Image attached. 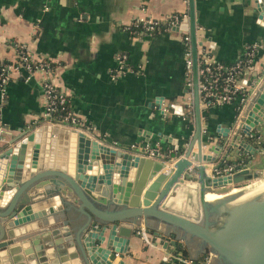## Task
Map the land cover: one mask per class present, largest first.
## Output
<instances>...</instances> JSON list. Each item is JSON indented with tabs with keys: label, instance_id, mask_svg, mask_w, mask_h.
I'll return each mask as SVG.
<instances>
[{
	"label": "water",
	"instance_id": "obj_1",
	"mask_svg": "<svg viewBox=\"0 0 264 264\" xmlns=\"http://www.w3.org/2000/svg\"><path fill=\"white\" fill-rule=\"evenodd\" d=\"M255 2L264 26V0ZM189 8L193 72L187 87L193 94L195 129L183 156L174 152L168 159L152 158L84 131L35 128L0 153V264H115L112 256L128 252L140 227L171 238L165 248L184 241L190 253L196 250L190 256L196 264L207 253L220 264H264V179L238 186L264 178V163H254L260 151L264 155V53L262 70L242 107V124L235 130L219 126L223 143L208 152L195 0H189ZM256 138L263 139L259 145ZM71 143L75 153L68 159ZM42 144L52 147L49 167L39 165ZM224 151L249 159L239 170L216 175L230 166L222 162ZM228 186L240 191L208 200L209 193ZM71 208L79 212L75 218L67 213Z\"/></svg>",
	"mask_w": 264,
	"mask_h": 264
},
{
	"label": "crops",
	"instance_id": "obj_2",
	"mask_svg": "<svg viewBox=\"0 0 264 264\" xmlns=\"http://www.w3.org/2000/svg\"><path fill=\"white\" fill-rule=\"evenodd\" d=\"M195 1L198 38L220 63L234 65L251 46L262 45L254 67L244 73L250 88L262 70L264 53V26L255 0ZM189 10V0H0V60L16 61L19 46L50 60L56 66V86L95 139L142 153L154 149L168 159L177 145L189 143L195 129L188 116L192 92L187 87L186 44L182 32L151 35L134 28L137 21L164 20ZM121 55H126L123 68ZM12 76L7 101L0 96V153L47 123L45 74L18 70ZM238 103L204 111L206 141L214 136L218 145L223 143L219 126L235 130ZM262 140L253 141L259 145ZM213 146L207 151L212 153ZM39 150L40 167H49L52 147L42 144ZM67 150L65 156L73 158L72 143ZM261 162L262 151L254 158L255 165ZM67 213L75 218L79 212L71 208ZM146 229L153 244L133 234L128 252L112 256L115 264H165V256L177 254V245L164 247L171 238ZM180 243L191 258L185 242Z\"/></svg>",
	"mask_w": 264,
	"mask_h": 264
},
{
	"label": "built area",
	"instance_id": "obj_3",
	"mask_svg": "<svg viewBox=\"0 0 264 264\" xmlns=\"http://www.w3.org/2000/svg\"><path fill=\"white\" fill-rule=\"evenodd\" d=\"M141 25L144 29L145 34H154L160 30L182 32L183 40L186 44L185 50V63L186 71L188 76V82L192 84V72H193V52L192 44L190 37L189 29V14L179 15L172 14L164 20L156 19H146L142 21H137L135 26ZM188 25L187 29L184 26ZM163 28V29H161ZM178 28V30H177ZM198 32V29H197ZM261 44H255L251 46L245 55V60H239L236 64L231 66H226L219 61H217L211 54L210 50L206 47L199 45V88L201 95V105L204 110H208L212 107H219L232 102L238 101V115L235 122V129L240 127L242 124L243 110L242 107L248 101V91L251 88H248V80L244 79L242 74L243 65L247 69H252L255 64V58L258 55ZM18 60L15 63H4L0 62V96L2 102L7 101V87L13 78V72L18 70H23L29 75L35 74L37 71H42L45 74L43 88L44 94L46 97V110L44 113V119L47 122L45 125L58 126L61 128H70L77 131H84L90 134L93 138V134L90 130H87L86 126L82 121L71 111H68L65 119L67 122L60 123L53 121L51 119L52 114L59 109H64L67 103V95L64 91L58 88L55 84L56 70L51 65V62L46 58L36 57L26 46L18 47ZM120 60L121 68L126 60V55H121L118 57ZM18 61L20 63L18 64ZM252 86V85H251ZM188 107L193 113V122H194V108H193V94L189 97ZM44 126V125H43ZM203 132L207 135V127L204 124ZM102 142V141H101ZM218 138L214 136H209V140H205L206 149H209V145L212 144L218 146ZM187 147V144H186ZM184 153V152H183ZM183 153L178 155L179 157L183 156ZM141 155H145L152 158H161L159 151L154 149H148L145 153L141 152ZM177 158L172 159V163L175 162ZM228 166L223 168V170H216V175H224L232 173L239 168L243 167ZM144 241L151 245L153 244L152 239L150 238L148 231L145 227H140L137 231ZM213 255L209 253L204 262L208 264L212 259ZM210 258V259H208ZM168 263H182V264H196L193 259L189 257H184L182 254H174L170 258L166 259ZM201 261L202 264H204Z\"/></svg>",
	"mask_w": 264,
	"mask_h": 264
},
{
	"label": "trees",
	"instance_id": "obj_4",
	"mask_svg": "<svg viewBox=\"0 0 264 264\" xmlns=\"http://www.w3.org/2000/svg\"><path fill=\"white\" fill-rule=\"evenodd\" d=\"M179 15H180V14H179ZM161 29H163V28H161ZM134 30H136V31H138V32H140V33H144V29L142 28L141 25L135 27ZM162 32H164V30H160V31H158V32H155L154 34H159V33H162ZM152 35H153V34H152ZM245 58H246V57H245ZM245 58H244L243 60H245ZM257 59H258V55H257V57L255 58V62L257 61ZM17 60H18V59H17ZM17 60H16V61H17ZM49 61H50V60H49ZM0 62H4V63H15V61H4V60H0ZM50 62H51V61H50ZM19 63H20V61H18V64H19ZM15 64H17V63H15ZM51 65H52V67L54 68V70H56V66H55V64H54L53 62H51ZM254 65H255V64H254ZM246 70H247V68L245 67V65H243V68H242V74H241L240 76L244 75V73L246 72ZM68 111H71V109H70V104H69V100H68V97H67L66 107H65L64 109L62 108V109H59L58 111L54 112V113L52 114L51 119H52L53 121H56V122L65 123V122H67L66 119H65V117H66ZM71 112H72V111H71ZM238 112H239V110H238ZM190 115H192V117H193V113H192V114H188V116H190ZM253 142H254V141H253ZM185 148H186V145H185V144H182V145L180 146V148H179L178 151H175V150H174V151H172L170 154H173L174 152H176L177 155H180V154H182V153L184 152ZM263 149H264V144H263ZM248 159H249V157H248L247 155H240V156H238V158H237L236 160H230V159H229V160L226 161V163H229L231 166H234V167H239L240 165H242V164H244L245 162H247ZM177 249H178L177 254H182L184 257H189L188 252L186 251V249L184 248V246H183L181 243H178V245H177ZM165 264H172V263H165ZM174 264H182V263L176 262V263H174Z\"/></svg>",
	"mask_w": 264,
	"mask_h": 264
},
{
	"label": "rangeland",
	"instance_id": "obj_5",
	"mask_svg": "<svg viewBox=\"0 0 264 264\" xmlns=\"http://www.w3.org/2000/svg\"><path fill=\"white\" fill-rule=\"evenodd\" d=\"M232 156H234L235 157V159H237L238 157L237 156H240L239 154H236L235 152L234 153H229V154H227V155H225V154H223L222 155V157H221V159L223 158V160H222V162L223 161H227L228 159H230ZM223 168L224 167H222V168H220L221 170H223ZM262 168H264V164H263V167H260V169L262 170ZM264 178L263 177H261L260 179H256V181L257 180H263ZM252 182H244V183H241L240 185H238V186H241L242 188L243 187H245V186H250V184H251ZM234 186H228V187H225L224 189H222L221 191V193H225V192H228L230 189H232ZM185 201V200H184ZM193 202H194V204H195V198L192 200ZM184 204H186V201L184 202ZM181 244H183V243H181ZM196 250H194L193 252H191V255H195L196 256V252H195ZM209 255V253L208 254H206V255H201V258H202V260L201 261H203V259L204 258H207V256ZM198 256V255H197ZM208 259H210V258H208ZM202 264V263H201ZM208 264H213V257H212V259L210 260V262H208Z\"/></svg>",
	"mask_w": 264,
	"mask_h": 264
},
{
	"label": "bare ground",
	"instance_id": "obj_6",
	"mask_svg": "<svg viewBox=\"0 0 264 264\" xmlns=\"http://www.w3.org/2000/svg\"><path fill=\"white\" fill-rule=\"evenodd\" d=\"M259 180H255L254 182H252L250 185H252V184H254V183H256V182H258ZM240 191V189H235V188H232V189H230L228 192H225V193H229V192H231L232 194L233 193H237V192H239ZM225 193H221V192H218V193H209L208 194V196H207V198H208V200H212V201H214V200H218V199H221L223 196H225L224 194Z\"/></svg>",
	"mask_w": 264,
	"mask_h": 264
},
{
	"label": "flooded vegetation",
	"instance_id": "obj_7",
	"mask_svg": "<svg viewBox=\"0 0 264 264\" xmlns=\"http://www.w3.org/2000/svg\"><path fill=\"white\" fill-rule=\"evenodd\" d=\"M208 254V253H207ZM206 255V254H205ZM205 260V258L203 259V261ZM213 264H220V261L218 260L217 256L216 258L213 257Z\"/></svg>",
	"mask_w": 264,
	"mask_h": 264
}]
</instances>
